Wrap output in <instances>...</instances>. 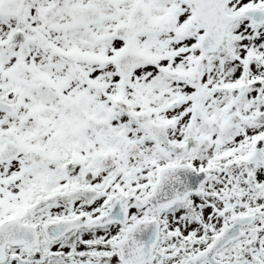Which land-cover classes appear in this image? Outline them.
Segmentation results:
<instances>
[{
	"label": "snow or ice",
	"instance_id": "6c2138e0",
	"mask_svg": "<svg viewBox=\"0 0 264 264\" xmlns=\"http://www.w3.org/2000/svg\"><path fill=\"white\" fill-rule=\"evenodd\" d=\"M0 264H264V0H0Z\"/></svg>",
	"mask_w": 264,
	"mask_h": 264
}]
</instances>
